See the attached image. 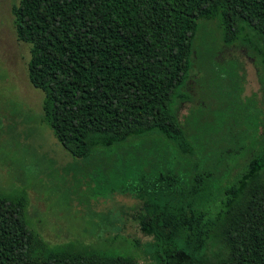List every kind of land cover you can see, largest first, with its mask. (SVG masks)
Returning <instances> with one entry per match:
<instances>
[{"label": "trees", "instance_id": "obj_1", "mask_svg": "<svg viewBox=\"0 0 264 264\" xmlns=\"http://www.w3.org/2000/svg\"><path fill=\"white\" fill-rule=\"evenodd\" d=\"M10 12L44 123L75 172L127 197L144 258L264 264V115L233 104L229 74L216 81L229 95L217 99L222 122L204 131L198 115L177 116L201 21L217 20L223 43L252 51L264 98V0H18ZM206 191L219 201L213 212ZM26 210L23 194L0 189V264H139L78 242L49 245Z\"/></svg>", "mask_w": 264, "mask_h": 264}, {"label": "rangeland", "instance_id": "obj_2", "mask_svg": "<svg viewBox=\"0 0 264 264\" xmlns=\"http://www.w3.org/2000/svg\"><path fill=\"white\" fill-rule=\"evenodd\" d=\"M17 2L0 0V189L24 195L27 217L49 245L78 242L151 264L142 255L145 238L124 216V205L130 203L127 197H107L108 185L92 183L88 171L75 172L79 162L61 149L44 123L43 95L27 80L29 47L16 39L12 28L10 9ZM255 60L252 51L239 42L223 43L217 20L199 22L191 68L182 89L187 99L177 105L178 119L190 121L198 115L204 131L217 116L222 122L225 112L217 107L222 109L226 103L221 105L217 99L229 95L216 81L228 80L229 74L235 82L230 97L233 104L258 110L263 116ZM214 110L218 112L210 116ZM239 125L243 128L242 122ZM203 198L207 212L219 205L208 191Z\"/></svg>", "mask_w": 264, "mask_h": 264}]
</instances>
